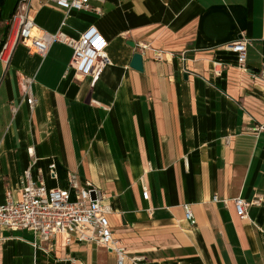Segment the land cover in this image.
Returning <instances> with one entry per match:
<instances>
[{"label": "crops", "instance_id": "crops-1", "mask_svg": "<svg viewBox=\"0 0 264 264\" xmlns=\"http://www.w3.org/2000/svg\"><path fill=\"white\" fill-rule=\"evenodd\" d=\"M17 2L6 3L0 44ZM90 5L32 0L29 15L41 30L73 39L95 26L111 60L98 80L70 69L65 43L45 56L19 44L8 66L0 61V204L20 200L34 147V174L40 168L49 189L75 200L76 175L104 193L124 264H264V0ZM241 38L250 72L223 49ZM137 53L142 72L131 67ZM21 75L34 78V109L20 93ZM236 198L250 204L245 218ZM53 243L0 228V264H118L115 251L96 244Z\"/></svg>", "mask_w": 264, "mask_h": 264}, {"label": "built area", "instance_id": "built-area-1", "mask_svg": "<svg viewBox=\"0 0 264 264\" xmlns=\"http://www.w3.org/2000/svg\"><path fill=\"white\" fill-rule=\"evenodd\" d=\"M56 4L66 10H91V0H54ZM32 0H18L15 12L11 16L10 33L0 50V61L9 65L15 48L19 44L27 46L32 53L45 56L55 43H65L73 50L70 69L80 77H91L98 80L106 67L111 65L107 55L108 41L95 26H91L78 39L67 36L63 31L49 33L41 30L30 18ZM65 25V23L63 24ZM248 40L241 38L223 46V49L237 55L240 68L250 72L247 66ZM264 80V68L259 73ZM34 78L19 76V90L31 109L37 105L33 95ZM15 112V109H14ZM257 127L256 130H261ZM32 161L24 171L20 185V200H8L0 204V228L10 231L29 230L38 236L41 242L52 249L54 240L64 236L66 242L72 241L96 244L102 248L113 250L118 254V264H124V249L117 245L109 216L112 213L107 197L90 182L82 183L76 175H71V190L76 194L72 200L71 191L49 189L44 182L42 170L37 168L38 159L35 148H28ZM49 171L56 177V164L52 162ZM143 197L149 199L148 190L144 189ZM214 202L227 205L228 200L214 197ZM237 215L247 216L250 206L241 198L233 200ZM186 219L191 225H196V219L189 205L183 207Z\"/></svg>", "mask_w": 264, "mask_h": 264}, {"label": "water", "instance_id": "water-1", "mask_svg": "<svg viewBox=\"0 0 264 264\" xmlns=\"http://www.w3.org/2000/svg\"><path fill=\"white\" fill-rule=\"evenodd\" d=\"M131 67L137 71H143V56L141 54L137 53L134 55L131 62Z\"/></svg>", "mask_w": 264, "mask_h": 264}, {"label": "trees", "instance_id": "trees-1", "mask_svg": "<svg viewBox=\"0 0 264 264\" xmlns=\"http://www.w3.org/2000/svg\"><path fill=\"white\" fill-rule=\"evenodd\" d=\"M7 1L8 0H0V21L2 20V13H3V11H4V9H5V6H6V3H7ZM17 6V5H16ZM15 9H16V7H15ZM15 12V11H14ZM13 12V13H14ZM13 15V14H12ZM5 34H4V39L2 40V42H1V44H0V50H1V48H2V46H3V44H4V42L6 41V38H7V36H8V33H9V27L8 28H6V30H5Z\"/></svg>", "mask_w": 264, "mask_h": 264}]
</instances>
